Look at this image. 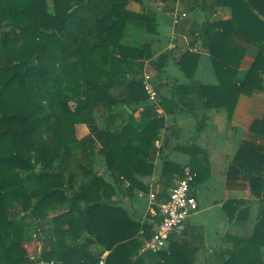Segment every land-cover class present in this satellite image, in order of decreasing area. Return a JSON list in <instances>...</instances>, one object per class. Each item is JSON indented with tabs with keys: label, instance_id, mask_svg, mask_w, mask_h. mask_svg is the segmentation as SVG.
Returning <instances> with one entry per match:
<instances>
[{
	"label": "trees",
	"instance_id": "16d2710c",
	"mask_svg": "<svg viewBox=\"0 0 264 264\" xmlns=\"http://www.w3.org/2000/svg\"><path fill=\"white\" fill-rule=\"evenodd\" d=\"M51 1L54 13L50 12ZM141 1L80 0L74 4L71 0H0V264H32L23 247L27 226L10 220L7 212L16 202L35 219L46 218L51 207L71 204L69 213L55 219L59 224L55 233L78 237L86 230L109 250L106 264H147L140 252L145 239L154 232L152 225L135 222L123 209L88 196L92 190L108 188L101 177L94 175L77 186V174L68 172V168L77 167L88 172V166L80 163L82 157L90 155L86 151L88 138H79L77 127L96 125L100 107L109 122L118 116V105L143 107L138 124L129 114L118 130L99 131L109 169L114 174L121 170L119 176L131 185L137 182L132 176L138 172L153 175V159L159 151L156 140L166 125L165 116L158 112L160 106L167 114L193 112L186 103L190 90L176 81L173 92L179 98L164 97L155 103L149 101L143 81L129 79L143 73L144 62L151 56L146 47L123 44L127 23L142 21L148 31H155L156 26L155 18L146 11L129 9L132 2ZM217 5L229 7L231 16L205 24L218 84L202 85L201 89L205 107L225 108L231 124L239 97L264 89L262 51L243 81L236 82L247 51L233 41L235 31L240 29L253 44L264 43V0H218ZM168 55L186 73L189 64L198 59L190 51L180 57L172 51ZM198 127L200 131L203 126ZM250 130L264 136V121L256 120ZM239 148L237 160L255 175L250 178L252 190L264 194V150L248 142ZM177 149L193 159L200 150L195 144ZM195 163L192 168L198 173L197 184L204 176ZM184 169L167 161L163 176L168 181L175 175L183 176ZM76 187L80 190L70 197L66 190ZM82 201L87 204L85 210L80 208ZM234 203L238 204H230ZM83 212L86 220L81 229L83 220L75 213ZM227 239L233 242V248L226 251L222 264H264V199L253 236ZM170 243L169 250L160 253L161 264L193 263L186 244ZM69 255L80 258L70 263L66 261ZM60 256L65 264L99 261L90 253L67 246L61 247Z\"/></svg>",
	"mask_w": 264,
	"mask_h": 264
},
{
	"label": "crops",
	"instance_id": "0c3cea01",
	"mask_svg": "<svg viewBox=\"0 0 264 264\" xmlns=\"http://www.w3.org/2000/svg\"><path fill=\"white\" fill-rule=\"evenodd\" d=\"M217 2L218 0L196 2L142 0L129 5L131 11L136 13L146 11L156 20L155 31L153 29L148 31L146 23L139 20H130L127 23L123 44L138 49L146 47V52L151 56L144 62L143 73L130 75V81H143L145 75L149 74L152 77V86L158 93V99L165 97L177 100L179 95L173 92L172 86L176 81L190 90L186 103L193 107L192 113L185 110L183 113L167 114L160 106L158 112L165 116L166 125L156 140L155 145L159 151L153 159V175L143 176L138 172L132 176L137 182L131 185L130 181L119 176L121 170L114 174L107 165L105 151L99 138L101 130H118L128 121L129 114H133L134 123L141 122L143 107L135 104L118 105L116 107L118 116L110 122L106 111L100 107L96 111L97 127L79 125L78 137L88 138L86 151H90V155L80 160L82 165L88 166V172L81 167L68 168V172L75 171L77 174V186L84 181H90L94 175L101 177L109 185L108 188L92 190L87 195L97 197L108 206L123 209L131 220L142 225L148 223L152 225L154 231L158 224L152 198L154 189L159 190L160 200L167 199L182 178V175H175L170 180H165L166 177L163 176L165 163L168 161L185 168L193 167L196 160L195 164L204 176L193 191L198 204L197 209L186 223L175 231L168 242V247L161 251L169 250L170 242L186 244L189 247L187 256L192 264H222L223 258L227 257L226 251L233 248V242L227 239L228 236L252 237L264 199L263 193L252 190L250 178L255 175L249 172L244 163L237 160L239 147L245 142L264 150V136L250 130L256 120L264 121V89L256 91L252 96L239 97L231 124L228 121L227 110L207 109L202 95V85L218 84L212 57L207 48L205 24L223 21L231 16V9L227 6H218ZM183 13L186 16H182ZM177 18L180 19L178 23ZM233 41L247 51L236 78V82L240 84L258 52L264 53V43L260 46L253 44L240 29L235 31ZM170 51L177 57L190 51L198 55V59L195 63L189 64L186 73L174 58L168 55ZM199 125L203 126L200 131ZM190 144H195L200 149L194 159L188 152L177 149L179 146L188 147ZM141 185L148 190H144ZM78 190L79 187H76L66 192L71 197ZM235 201L238 204H230ZM18 204L22 206L20 202L11 205L18 206V214L25 216L26 223L24 220L23 222L27 226V232L23 247L28 256L37 255L45 259L51 257L62 261L60 249L67 246L69 250L90 253L97 260L108 257L110 252L107 247L101 245L95 236L86 230L81 231L78 237L64 235L61 231L55 233L59 225L55 219L59 215L69 213L71 204L51 207L49 215L44 219H35ZM79 205L82 210L87 207L85 201ZM75 214L83 220L81 229H84L86 220L84 212ZM63 227L68 228L67 225ZM262 251L264 260V247ZM161 252L152 253L142 249L140 254L145 257L147 264H161L163 263ZM79 258L69 255L66 261L75 263Z\"/></svg>",
	"mask_w": 264,
	"mask_h": 264
},
{
	"label": "built area",
	"instance_id": "2783aa9c",
	"mask_svg": "<svg viewBox=\"0 0 264 264\" xmlns=\"http://www.w3.org/2000/svg\"><path fill=\"white\" fill-rule=\"evenodd\" d=\"M182 16H186L185 13ZM180 19H176V23ZM152 77L146 74L143 84L149 100L157 102L158 93L152 86ZM198 173L192 167H185L181 180L174 186L167 199H158L159 190L153 191V205L156 207L155 214L158 224L152 236L144 243V250L159 253L168 247V242L175 231L183 226L197 209V200L193 194ZM32 264H65L59 259L45 260L37 255L30 257ZM96 264H106V258H101Z\"/></svg>",
	"mask_w": 264,
	"mask_h": 264
},
{
	"label": "rangeland",
	"instance_id": "374dc122",
	"mask_svg": "<svg viewBox=\"0 0 264 264\" xmlns=\"http://www.w3.org/2000/svg\"><path fill=\"white\" fill-rule=\"evenodd\" d=\"M78 1H80V0H71V2L72 3H74V4H76ZM53 7H54V5H53V3H52V1H51V3H50V12L51 13H54V9H53ZM92 127H97L96 125H94V126H92ZM51 139V137H49L48 136V140H50ZM17 203V202H16ZM19 205V204H18ZM20 206V205H19ZM21 207V209L24 211V209L22 208V206H20ZM10 208H11V210H10ZM18 206H14L13 207V205H9L8 206V208H7V212H8V215H9V219L10 220H12V219H14V220H18L17 222L18 223H20V221H22L20 224H24L25 225V223H26V221H25V216L23 217L22 215H20V214H18ZM23 220H24V222H23ZM32 256V255H31ZM31 256H29V257H31Z\"/></svg>",
	"mask_w": 264,
	"mask_h": 264
},
{
	"label": "water",
	"instance_id": "95a60500",
	"mask_svg": "<svg viewBox=\"0 0 264 264\" xmlns=\"http://www.w3.org/2000/svg\"><path fill=\"white\" fill-rule=\"evenodd\" d=\"M122 77H124V76H122Z\"/></svg>",
	"mask_w": 264,
	"mask_h": 264
}]
</instances>
